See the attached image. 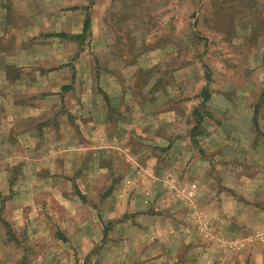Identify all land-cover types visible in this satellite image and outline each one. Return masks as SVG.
<instances>
[{"label": "rangeland", "instance_id": "1", "mask_svg": "<svg viewBox=\"0 0 264 264\" xmlns=\"http://www.w3.org/2000/svg\"><path fill=\"white\" fill-rule=\"evenodd\" d=\"M33 10L90 22L0 121V264L264 263V0Z\"/></svg>", "mask_w": 264, "mask_h": 264}, {"label": "crops", "instance_id": "2", "mask_svg": "<svg viewBox=\"0 0 264 264\" xmlns=\"http://www.w3.org/2000/svg\"><path fill=\"white\" fill-rule=\"evenodd\" d=\"M34 3L35 0H0V43L3 42V45L0 44V58L3 59L5 67L2 72L0 70V77L7 84L4 89L8 93V99L2 97L3 103H0V108H5L0 115V121L3 124L11 123L13 117H18L11 110L12 108H35L37 106L36 78L39 61L42 58L45 60L51 58L48 54L43 57L41 51L47 52L49 45L47 42L43 43L45 45L39 44L37 37L43 35L51 41L54 37L80 35L83 32L86 18L89 17L85 11L84 15H79L81 20L77 25L74 22L68 23L66 28L58 29L53 22L55 15H52L51 11L39 14L33 10ZM81 8L83 9L77 4L65 11L67 14L69 11L80 14V11H83ZM43 66L46 68L48 65L46 63ZM65 67L66 64H62L57 65L56 68L62 71ZM51 69L52 67L49 70L46 68L43 74H49Z\"/></svg>", "mask_w": 264, "mask_h": 264}, {"label": "trees", "instance_id": "3", "mask_svg": "<svg viewBox=\"0 0 264 264\" xmlns=\"http://www.w3.org/2000/svg\"><path fill=\"white\" fill-rule=\"evenodd\" d=\"M89 22H90V19H89V17H87L86 21H85V24L83 26V32L82 33H85L88 30ZM82 33L80 35H75L74 37H80L82 35Z\"/></svg>", "mask_w": 264, "mask_h": 264}]
</instances>
